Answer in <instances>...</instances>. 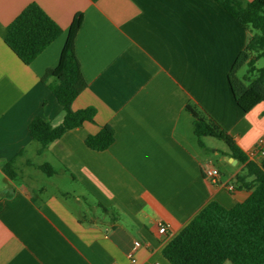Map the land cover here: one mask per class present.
Listing matches in <instances>:
<instances>
[{
  "label": "crops",
  "instance_id": "obj_1",
  "mask_svg": "<svg viewBox=\"0 0 264 264\" xmlns=\"http://www.w3.org/2000/svg\"><path fill=\"white\" fill-rule=\"evenodd\" d=\"M30 4L62 34L24 65L4 36ZM79 17L74 49L87 86L72 110L95 109V123L38 155L28 127L37 116L53 127L63 119L47 73ZM249 38L211 0H0V264H131L133 242L135 264H169L162 249L208 203L231 209L245 201L248 191L224 188L243 165L213 138L200 148L184 108L194 104L248 156L264 136V104L238 107L245 65L232 67ZM101 129L113 143L90 150L85 138ZM4 163L17 180L3 174ZM42 164L52 177L69 175L76 191L37 190L29 170ZM207 166L219 169L223 186L204 178Z\"/></svg>",
  "mask_w": 264,
  "mask_h": 264
},
{
  "label": "trees",
  "instance_id": "obj_2",
  "mask_svg": "<svg viewBox=\"0 0 264 264\" xmlns=\"http://www.w3.org/2000/svg\"><path fill=\"white\" fill-rule=\"evenodd\" d=\"M211 1L250 33L232 67V71L242 65L247 68L241 80L246 87L234 97L238 107L249 112L264 104V67H256L259 60H264V0ZM81 22L79 17L72 23L58 65L47 73L57 80L51 92L63 110L61 123L53 127L37 116L28 127L31 139L39 145L38 155L66 132L95 123V109L72 110V103L87 86L74 49ZM61 34L62 30L39 6L30 4L6 27L4 43L24 65H29ZM184 110L191 116L193 135L200 148L204 149L203 138L216 139L225 144L229 157L243 165L232 186L248 191L249 196L231 209L208 203L164 246L162 256L169 264H264V164L249 161L233 139L194 104L186 105ZM112 143L111 134L102 129L85 138L86 147L98 152ZM36 168L47 177L56 174L49 164ZM1 171L10 181L18 178L9 163L2 164Z\"/></svg>",
  "mask_w": 264,
  "mask_h": 264
},
{
  "label": "built area",
  "instance_id": "obj_3",
  "mask_svg": "<svg viewBox=\"0 0 264 264\" xmlns=\"http://www.w3.org/2000/svg\"><path fill=\"white\" fill-rule=\"evenodd\" d=\"M248 160L254 162L258 165L264 164V136L261 137L255 144L253 150L248 154ZM202 175L208 181H210L214 185L221 186L223 181V176L218 168L215 166H207L202 169ZM223 186V185H222ZM224 188L232 191V185H224ZM167 231V226L161 223L158 227V234H165ZM140 248L139 242H133L130 246V249L127 253V259L131 264H135V254L137 250Z\"/></svg>",
  "mask_w": 264,
  "mask_h": 264
},
{
  "label": "rangeland",
  "instance_id": "obj_4",
  "mask_svg": "<svg viewBox=\"0 0 264 264\" xmlns=\"http://www.w3.org/2000/svg\"><path fill=\"white\" fill-rule=\"evenodd\" d=\"M256 67L257 68L264 67V60L263 59L259 60L256 64ZM243 68H244L243 72H241V73H243V75H245L247 68H246V66H244ZM236 77H238L240 79V76L238 74L236 75ZM212 140L216 144H219L220 146L227 148L223 142L218 141L216 139H212ZM31 157L33 159L37 158V156H35V154H31ZM29 173L36 179V181L34 182V187L37 190L46 189L49 192L57 190V189H60L61 191H63V190L76 191V189H73V187H72L73 183L71 182L69 175L64 176L63 178H61V177H52L51 178V177L45 176L39 170H34V169L29 170Z\"/></svg>",
  "mask_w": 264,
  "mask_h": 264
},
{
  "label": "clouds",
  "instance_id": "obj_5",
  "mask_svg": "<svg viewBox=\"0 0 264 264\" xmlns=\"http://www.w3.org/2000/svg\"><path fill=\"white\" fill-rule=\"evenodd\" d=\"M65 115H66V113H65Z\"/></svg>",
  "mask_w": 264,
  "mask_h": 264
}]
</instances>
